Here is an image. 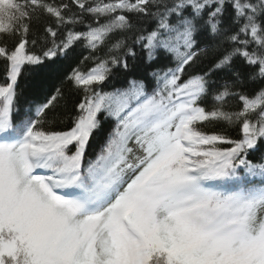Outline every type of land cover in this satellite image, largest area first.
Returning <instances> with one entry per match:
<instances>
[{
  "label": "snow or ice",
  "instance_id": "1",
  "mask_svg": "<svg viewBox=\"0 0 264 264\" xmlns=\"http://www.w3.org/2000/svg\"><path fill=\"white\" fill-rule=\"evenodd\" d=\"M80 41L106 51L65 77L73 113L57 88L14 116L24 67ZM0 61V264H264V0H0ZM113 69L146 77L104 92Z\"/></svg>",
  "mask_w": 264,
  "mask_h": 264
},
{
  "label": "trees",
  "instance_id": "2",
  "mask_svg": "<svg viewBox=\"0 0 264 264\" xmlns=\"http://www.w3.org/2000/svg\"><path fill=\"white\" fill-rule=\"evenodd\" d=\"M55 2L59 4L61 0H55ZM62 2L71 4V0H62ZM71 7L73 11L79 12V9L75 5H71ZM91 20V17L85 16V25L91 22ZM52 23L53 21L46 16H41L39 20L33 18L31 21L29 38L31 39L32 33L38 31L43 32L44 27ZM75 30L86 31V28L84 25H77ZM5 39H7V37H5ZM82 45L83 41L78 42L74 46L73 53L70 54L68 58L57 56L52 60H45L44 64L37 68H29L28 66L24 67L22 74L19 77L18 86L16 89L17 98L14 108V116H16V109H19L20 116H23L25 110L29 108H31V111L34 114L36 105L42 103L47 97L54 94L57 88H61L63 92V98L57 102L56 112L65 116L73 113L74 104L79 101L82 93H76L73 91L70 83L66 81L65 77L71 73L73 68H76L77 66H79L81 70L87 71L89 68L94 66L95 58L104 57V53L106 51V48H101L98 52H91ZM8 46H12L11 41H9ZM34 50L38 52L39 48ZM136 51L137 60L135 61V64L137 65L138 69H142L143 64L140 49L136 48ZM84 57L90 58L81 64L80 62L84 59ZM128 62L130 67H132L134 62L131 58H129ZM234 64L236 67L242 68L245 73L256 70L254 68L243 66V62L240 59H237ZM221 75L222 74H217L213 77V79H218V77ZM142 76L146 77V73L141 70L126 74L122 70L113 69L112 75L109 76V78L101 85V88L104 92H111L114 89L127 87L128 80L134 77L139 79ZM4 77L5 64L3 61H0V84L5 83ZM218 82L220 81L218 80ZM261 86H264V82L258 81L257 83L251 85V88L255 89ZM229 106L230 110H238L239 107L236 100H231L229 102ZM51 115L52 113L49 112L48 116L51 117ZM101 119H103V115H101ZM112 124V120L107 121L104 123L101 131L94 134L91 145L88 149L89 155H95V151H97L100 144L104 142L105 133L112 127ZM38 127H42L45 130H63L66 128V125L60 123L51 125L49 122H45L42 125H38ZM202 130L209 133L222 132L223 134L232 138H235L237 135L236 129L223 127L221 125L213 126L212 124H209ZM257 155L258 154H253L248 158L255 161Z\"/></svg>",
  "mask_w": 264,
  "mask_h": 264
}]
</instances>
